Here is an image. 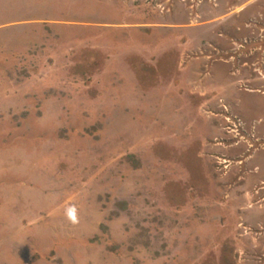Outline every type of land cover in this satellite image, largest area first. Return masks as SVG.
Returning <instances> with one entry per match:
<instances>
[{
  "label": "rangeland",
  "instance_id": "374dc122",
  "mask_svg": "<svg viewBox=\"0 0 264 264\" xmlns=\"http://www.w3.org/2000/svg\"><path fill=\"white\" fill-rule=\"evenodd\" d=\"M0 264H264V0H0Z\"/></svg>",
  "mask_w": 264,
  "mask_h": 264
}]
</instances>
